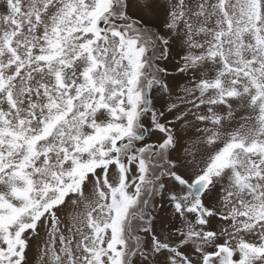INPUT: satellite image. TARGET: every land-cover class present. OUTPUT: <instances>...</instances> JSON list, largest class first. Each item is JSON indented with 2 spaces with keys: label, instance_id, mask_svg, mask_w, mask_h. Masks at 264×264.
<instances>
[{
  "label": "snow or ice",
  "instance_id": "obj_1",
  "mask_svg": "<svg viewBox=\"0 0 264 264\" xmlns=\"http://www.w3.org/2000/svg\"><path fill=\"white\" fill-rule=\"evenodd\" d=\"M34 237L35 264H264V0H0V264Z\"/></svg>",
  "mask_w": 264,
  "mask_h": 264
},
{
  "label": "rangeland",
  "instance_id": "obj_2",
  "mask_svg": "<svg viewBox=\"0 0 264 264\" xmlns=\"http://www.w3.org/2000/svg\"><path fill=\"white\" fill-rule=\"evenodd\" d=\"M163 20H164V16L161 15V17L159 18V20L157 21V23L162 25ZM183 51L184 50H182L178 45H175L174 44L173 45L172 52H171L170 59L167 62L161 61L160 62V66L161 67L167 66L168 73L166 75V80L169 83H172V84L179 83V85H181V86L192 87V84L189 82V76L187 74H181V73H179L176 70V67H174V66H178L181 63V57L177 53H180L182 55L183 54ZM152 95H153V98H154V102H155L156 108L157 109H161V104L163 103V101L160 98V93L158 91L154 90L153 93H152ZM184 95L185 94L182 91V88L181 87H174L170 102L180 103L177 100V97H182ZM196 95H198V93H196ZM164 99L167 100V99H169V97H167V95H165ZM189 99H191V97H189ZM188 109H191L192 112H196L197 111V109L192 108V106L190 104L180 103V108H179V111L180 112L187 111ZM200 111L206 113V107L205 106H202ZM167 119L170 120V121H173V120H175V117L174 116H169ZM145 120L147 122L148 118L146 117ZM187 120L190 122V124L197 125L200 128L205 127V125L203 123L196 121L195 120V117L192 116V115H189L187 117ZM161 122H164V120L162 119ZM182 123L183 122H177L176 123L175 130L177 132H180V128H181V124ZM169 126H171V125H169ZM187 134L190 135V136H195V135H198L199 133L196 132V128L195 127H190L188 129V133ZM162 135H163L162 133L154 132L153 135H152V137H151L150 142H156L159 139V137L162 136ZM109 175H110V179H111V172H110ZM169 211H171V208L170 207H169ZM214 223H216V222L214 221ZM176 226L177 227L180 226L179 221L176 222ZM159 227L160 226L158 224L157 225V228L159 229ZM43 236H44V233H43V230H41V237H43ZM36 243H37V240L34 237L33 240L31 241V245H32L31 246V249L28 252V258H29L30 261L33 262V264H35Z\"/></svg>",
  "mask_w": 264,
  "mask_h": 264
}]
</instances>
